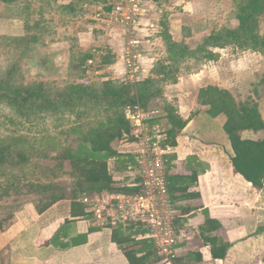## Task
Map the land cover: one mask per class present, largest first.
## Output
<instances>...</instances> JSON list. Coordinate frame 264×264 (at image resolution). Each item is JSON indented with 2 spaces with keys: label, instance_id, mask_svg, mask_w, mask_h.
Returning <instances> with one entry per match:
<instances>
[{
  "label": "rangeland",
  "instance_id": "1",
  "mask_svg": "<svg viewBox=\"0 0 264 264\" xmlns=\"http://www.w3.org/2000/svg\"><path fill=\"white\" fill-rule=\"evenodd\" d=\"M158 1L165 5V12L151 44H146L142 52L153 61L145 59L144 67L148 74L145 81L148 78L155 81L148 87L153 95L148 105L160 107L166 114L167 106L178 111L181 95L196 98L201 89L207 88V83H218L220 79L227 82L234 76V80H229L232 83L229 92L236 103L260 106L262 102L264 106V50H242L230 45L215 49L213 57L200 51L212 32L236 30L240 25L238 15L252 9L258 11L260 33L264 34V0L258 3L255 0ZM63 6L57 0H15L13 3L0 0V81L16 87L45 83L54 91L73 84L100 87L106 81H113L141 90L144 82L130 83L121 73L108 70L109 65L116 63V56L108 45L107 30L90 18L98 6L89 10L75 3V12ZM172 14L177 20L175 33L179 38L183 34L182 42L188 47L183 58L177 56V61L168 52L163 34L165 26L171 34ZM120 38L123 39L122 33ZM88 54L92 55L90 59L98 60L96 66H89L90 59L84 65L80 63ZM161 66L171 67V72L167 69V77L159 74ZM101 120H105L103 114L78 117L76 112L66 110L21 117L0 102V186L28 181L49 183L56 193L70 196L76 171L65 163L61 166L57 158L67 148L76 147L80 136L73 129L85 133ZM129 132L118 142L125 140ZM109 172L113 177L119 174L113 162H109ZM42 197L26 189L0 197V221H5L7 226L23 206L34 203L36 207Z\"/></svg>",
  "mask_w": 264,
  "mask_h": 264
},
{
  "label": "trees",
  "instance_id": "2",
  "mask_svg": "<svg viewBox=\"0 0 264 264\" xmlns=\"http://www.w3.org/2000/svg\"><path fill=\"white\" fill-rule=\"evenodd\" d=\"M2 1L13 3L15 0ZM89 1L97 0H76L63 8H71L75 12V3L77 5ZM258 1L260 0H255V3ZM254 10L256 9H252L248 13L241 12L238 15L240 25L236 30L222 29L215 33L212 32L200 46V51L213 57L215 49H225L230 45L242 50L253 49L258 52L264 50V34L260 33L259 14ZM163 34L167 50L170 55H173V60L177 61V56L183 58L184 51H188L185 43L176 42L169 33L168 26H165ZM91 57L90 54L86 55L81 58L80 63L84 65ZM167 69L171 72V67L161 66L159 74H165L167 77L169 75ZM154 83L153 78H148L144 81L141 90L131 85L106 81L100 87L73 84L54 91L48 88L45 83L16 87L5 80L0 81V102L6 103L21 117L39 112L66 110L76 112L78 117L95 113L103 114L105 118L97 126L88 128L85 133L73 129L72 132L80 136L76 147L67 148L57 158L61 166L65 163L70 169L76 171L70 186V196L67 193H56L54 187L49 183L28 181L27 183L14 182L4 187L0 186V197H8L12 191L18 193L24 189L29 190L43 196L36 205L37 212L42 214L68 196L73 201L72 212L81 213L82 218H90L84 213L87 206L79 201L82 195H92L103 191L133 194L132 189L118 185L114 181L113 175L109 172V162L113 160L115 170L122 172L131 160V157H127V155L119 154L113 148V143L130 130L131 125L126 119L127 108L138 102L146 107L153 96L148 87ZM207 96L208 98H206ZM200 100L201 105L209 107L211 115L225 114L227 117L224 130L231 142L233 152H226V155L235 172L255 188L264 189V120L260 114V106L247 103L238 104L229 91L214 86L201 89ZM165 110L170 125L168 135L171 144L176 146L178 135L186 129L189 122L184 121L171 106H167ZM246 131L256 135L257 139L243 138L242 134ZM175 158L176 156H170L167 164V189L174 207L182 213L183 218L178 221L179 227H182L188 223L187 216H191L200 208L193 204L194 200L200 198V193L195 191L200 170L192 168L188 174L171 172L174 169L172 161ZM201 169L203 170L202 165ZM69 222H71L70 219L66 221V223ZM5 223V221H0L2 231L10 225L9 223L6 226ZM101 228L97 225L92 230ZM221 228V223L211 218L207 213L204 223L199 227L200 236L196 238L197 240L193 239L188 243L190 251L184 256L172 259L171 263L204 264L200 248L207 246L210 247L213 259H225L231 244L219 234ZM147 232L148 230L144 226L138 224H131L128 227L117 225L113 228L112 241L125 254L128 264H160L164 261L151 239H138L140 235ZM63 237H68L64 227L56 233L52 241ZM86 241L87 236L80 242L76 241L72 244L77 245ZM195 246L196 248H194ZM67 247V244L61 245L63 249Z\"/></svg>",
  "mask_w": 264,
  "mask_h": 264
},
{
  "label": "crops",
  "instance_id": "3",
  "mask_svg": "<svg viewBox=\"0 0 264 264\" xmlns=\"http://www.w3.org/2000/svg\"><path fill=\"white\" fill-rule=\"evenodd\" d=\"M62 1L57 0L59 4L66 6L76 0ZM97 1L83 2L82 5H85V9H96L100 5L99 1L103 0ZM97 13L95 10L90 18L96 20ZM170 16L171 34L173 39L180 43L183 34H180L179 38L175 33L177 20L174 14ZM121 33V29H115L114 33H106L110 39L108 45L111 50L114 49L116 56V63L107 65V68L121 73L124 77L126 69ZM146 74L147 72L145 76H148ZM235 78L232 76L227 82L224 79L220 81L217 79L218 83L211 81L205 86H216L230 91L232 87L230 81ZM198 97V94L193 99L183 95L179 97L177 114L189 124L178 135L177 145L173 146L174 153L171 156H176L172 161L174 173L188 174L192 168L200 170L198 185L195 188V191L200 193V198L193 201V204L200 208L192 213L188 220L199 231L208 213L211 218L221 223L219 234L231 244L228 255L223 260L213 259L210 247H201L203 262L264 264V189L255 188L235 172L226 155V152H233L224 130L227 117L225 114L211 115L209 107L201 106ZM262 104L261 102L260 114L264 120ZM242 137L257 139V136L249 131L243 132ZM72 205L73 201L67 197L42 214L37 212L34 203L23 206L10 225L4 231L0 229V264H128L125 254L112 241V231L104 228L93 231L92 229L97 227L94 220L82 218L81 213H73ZM69 219L71 222L66 223ZM63 227L68 237L58 238L53 242L54 236ZM86 236L85 243L72 244L80 242ZM199 236L200 233L194 240ZM63 244H67L68 247L61 248ZM182 248L180 256L190 251L188 244H184Z\"/></svg>",
  "mask_w": 264,
  "mask_h": 264
},
{
  "label": "built area",
  "instance_id": "4",
  "mask_svg": "<svg viewBox=\"0 0 264 264\" xmlns=\"http://www.w3.org/2000/svg\"><path fill=\"white\" fill-rule=\"evenodd\" d=\"M97 11L96 21L102 29L110 33L122 30L125 80L134 84L144 82L145 59L153 61L142 52L156 35L165 12L163 5L158 0H104ZM97 62V59L88 61L90 67ZM126 119L131 125L130 132L122 142L113 143V148L131 160L113 179L134 193L103 191L82 195L79 201L87 206L85 215L104 229L112 231L117 225L144 226L148 232L138 239H151L163 262L171 263L199 231L190 220L179 227L178 221L183 216L169 197L166 173L174 147L168 135L167 114L160 107L150 104L144 107L138 102L127 108Z\"/></svg>",
  "mask_w": 264,
  "mask_h": 264
}]
</instances>
